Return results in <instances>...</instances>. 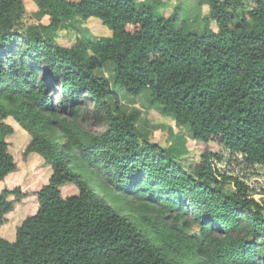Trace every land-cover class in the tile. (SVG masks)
Segmentation results:
<instances>
[{
  "label": "trees",
  "instance_id": "obj_1",
  "mask_svg": "<svg viewBox=\"0 0 264 264\" xmlns=\"http://www.w3.org/2000/svg\"><path fill=\"white\" fill-rule=\"evenodd\" d=\"M31 1L40 25L25 30L23 0H0V183L20 169L16 133L28 138L21 162L38 157L50 176L19 225L8 215L29 194L0 191V264H264V0H199L201 31L156 13L158 0ZM76 18L111 36L81 39ZM108 62L114 86L148 90L189 130L193 152L138 131L139 112L96 73Z\"/></svg>",
  "mask_w": 264,
  "mask_h": 264
},
{
  "label": "rangeland",
  "instance_id": "obj_2",
  "mask_svg": "<svg viewBox=\"0 0 264 264\" xmlns=\"http://www.w3.org/2000/svg\"><path fill=\"white\" fill-rule=\"evenodd\" d=\"M155 3L156 13H162L164 16H169L174 11L178 10L179 22L177 27H180L181 22L191 23L190 29L197 31L202 30L201 19L208 14V8L205 5H200L199 0H158ZM26 14L21 20V29H30L34 26L40 25V21L34 16L35 6L31 0H23ZM138 5L143 4L142 0H136ZM195 21V22H192ZM47 19H43L42 23H46ZM193 23V24H192ZM71 25L76 28L78 36L83 40L97 41L100 38H109L111 36L110 31L104 27L98 19L91 18L87 21H82L76 18L71 22ZM213 30L216 29L215 24H211ZM39 30V29H38ZM74 40V32L70 30H62L60 32L57 43L61 46L69 47ZM96 73L110 83L111 91L118 94L122 103V111L130 113L138 111L140 114L139 120L136 124L138 131L141 134H145L149 137V140L160 146H168L172 143L184 144L186 148L191 149L193 152L195 143L192 140L191 134L185 127H178L175 125L172 116L164 113L163 108L159 105L150 106L147 103L148 90L142 92L136 98L129 97L123 90H119L113 84L114 71L110 62L106 63L102 69L96 71ZM58 94L52 93L53 100L56 101ZM55 97V98H54ZM112 104V101H109ZM10 124H13L11 121ZM83 128L92 134H98L102 127L94 124L93 122L82 123ZM1 139V136H0ZM27 136L24 133L14 134L8 138L10 153L19 161L20 169L14 174L8 176L4 182L0 183V191L3 188L12 189L15 187L21 188L29 194L28 198L22 201L20 205L15 206L14 212L8 215L10 222L19 225L27 216L35 213L37 209L36 199L34 192H36L42 185H44L49 176V167L43 164V161L35 156H30L28 161L21 162L20 150L27 143ZM217 150L216 147L212 148ZM93 186H98L97 182L91 183ZM96 192L106 197L107 202L115 209L119 210L121 214L128 215L127 205L124 200L119 199L115 192L111 189L102 191L96 188ZM75 193V189L72 187H66L63 189V195L68 196ZM131 214V213H129ZM132 215V214H131ZM141 230L145 227L141 226ZM7 232L4 230L3 232ZM197 231V229H194ZM213 233L218 236V230H213ZM8 237V236H7Z\"/></svg>",
  "mask_w": 264,
  "mask_h": 264
}]
</instances>
